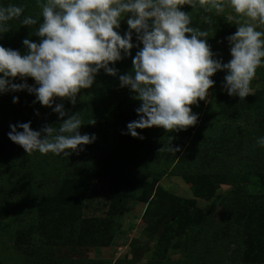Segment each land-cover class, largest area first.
<instances>
[{"label":"rangeland","instance_id":"374dc122","mask_svg":"<svg viewBox=\"0 0 264 264\" xmlns=\"http://www.w3.org/2000/svg\"><path fill=\"white\" fill-rule=\"evenodd\" d=\"M181 10L191 16L190 26L209 31L211 50L227 63L226 38L243 23L240 17L227 6L219 15L199 6ZM22 18L8 22L11 41L3 47L23 55L22 41H32L34 25L23 26ZM257 30L264 31V25ZM116 31L121 36L129 31L126 18ZM133 44L139 47L114 65L118 76L132 72V57L143 47L135 33ZM225 75L216 73L207 100L194 105L200 112L195 130L172 133L154 127L142 132L151 130L153 138L144 135L139 144L128 135L126 145L134 156L130 149L111 144L101 131L94 143L82 146L84 151L68 157L29 155L21 147L0 193V264H264V148L259 168L249 167L257 155L256 139L264 136V66L256 70L251 93L242 101L222 89ZM118 76L101 70L77 102L90 99L96 87L111 82L120 86ZM26 83L36 86L31 78ZM18 93L25 104L34 96ZM6 95L0 94V103ZM116 101L120 97L109 105ZM77 102L56 98L53 107H76ZM26 107L33 112L34 131L45 119H57L52 108L39 103ZM79 131L95 135L83 125ZM231 134L242 144V157L231 159ZM157 139L164 143L158 149ZM153 142L155 152L147 148ZM221 145L227 152L219 150ZM171 146L181 151L173 153ZM23 163L26 172L20 173ZM238 187L246 190L240 193ZM44 258L47 262H39Z\"/></svg>","mask_w":264,"mask_h":264},{"label":"clouds","instance_id":"9594fccd","mask_svg":"<svg viewBox=\"0 0 264 264\" xmlns=\"http://www.w3.org/2000/svg\"><path fill=\"white\" fill-rule=\"evenodd\" d=\"M184 5L217 15L227 6L243 21L226 38L231 55L227 63L211 50L209 31L190 26L191 16L181 10ZM23 11L12 4L0 6V32ZM41 16L33 32L40 41L24 39L25 54L0 46V94L26 91L63 121L58 128L46 125L39 131L30 123L10 125L8 138L29 155L68 157L96 141L94 134L81 135L80 114L68 115L63 104L53 107L54 100L67 99L75 105L78 94L93 86L101 70L117 77L114 65L139 47L133 44V33L143 47L132 57V72L118 76L120 87L140 102L138 119L122 133L133 138L143 139L138 129L179 132L195 126L199 117L191 106L207 100L218 72L226 73L221 87L227 95L244 100L256 70L264 66V31L257 30L264 25V0H45ZM125 18L129 31L121 36L116 29ZM20 22L25 27L38 23L31 16ZM17 78L25 82L13 83ZM27 78L36 86H29ZM18 102L14 96L13 103ZM256 145L264 148V136L256 139ZM169 151L181 148L171 146Z\"/></svg>","mask_w":264,"mask_h":264},{"label":"trees","instance_id":"16d2710c","mask_svg":"<svg viewBox=\"0 0 264 264\" xmlns=\"http://www.w3.org/2000/svg\"><path fill=\"white\" fill-rule=\"evenodd\" d=\"M45 3V0H0V6H8L9 4H15L16 6L23 8V16H31L34 19H37L38 23L37 25H34V29L31 32L32 35V42L38 43L40 41V37H37L33 34L36 28H38L39 22H42V6ZM21 17V18H22ZM18 19H16L17 21ZM9 32V33H8ZM11 41V35L9 31L8 24L6 25V28L4 31L0 32V46H4L7 44V42ZM27 51V49H26ZM26 53V52H25ZM128 89H121L120 86H118L117 82H111L108 83V85H104L103 88L96 87V89L93 90L91 98L88 100H80L77 102L76 107L71 106L70 104H65L64 110L68 115L72 114H80L83 126L88 129L89 132H94L96 137H100V131L102 132L103 136H109L111 139V144H113L115 147H120L124 150H129V145H126L128 142L126 141L127 134H122L127 132V124L131 121L137 120L138 116L136 113V109L140 106V102L133 99L134 93L131 92L129 94ZM17 97L19 101V93L18 92H8L6 97L3 99V101L0 103V193L3 191V187L6 184L7 176L6 174L11 170V168L15 165L16 158L21 155L20 149L21 146L13 143L8 138V133L11 131L10 125H17L19 123H30L31 124V117L32 113L26 105L29 106H36L38 105V102H35L36 98L35 96L31 97V100L29 99L27 102L28 104H25L24 102L21 103H13V97ZM120 97V101L114 102V104L109 105V103L113 100ZM192 111L195 114H198V117L200 115V112H198L197 108L193 105ZM55 114V113H53ZM67 118V116L65 117ZM56 121V122H55ZM198 122V121H197ZM63 123L62 120L59 119L57 115V119H52V117L45 119L42 121V123L39 124L35 128V131L41 130L44 126L50 125L55 128H58L60 124ZM82 128V127H81ZM196 125L189 127L186 131H173L172 133H182L185 132L186 134L191 133L193 130H195ZM138 133L141 136H146L147 139H152L153 137H149L151 134V130H149L147 133L145 132L142 135V132L144 130H137ZM136 143H141L142 139L134 138ZM126 142H125V141ZM158 140L157 148L163 146V141ZM105 141V139L103 140ZM155 141V140H154ZM195 141H193L194 143ZM192 143V145H194ZM154 145V142L150 145H147V148L155 152V147L152 148ZM192 145L190 147H192ZM228 146V145H226ZM241 142H239L238 137L236 134H231V145L228 147H231V150H228V147L219 146V150L222 152H228L231 151V159L235 157L236 155H240L242 157L243 152H239L241 149ZM253 151L257 153L255 156V160H252V164L249 163V167H255L259 168V157L261 154V147L254 145ZM131 153V149H130ZM134 156V151L131 153ZM245 154V153H244ZM140 154L137 153L135 157H139ZM239 156V158H240ZM244 156V155H243ZM238 158V159H239ZM246 159L247 157L244 156ZM261 164L264 167V152ZM243 165V164H242ZM241 165V167H242ZM26 166L25 163L19 166L18 172L25 173L26 172ZM233 169L237 168V165L232 167ZM95 170V173L98 171V169L92 168ZM104 173L109 176V171H107V168L103 169ZM118 172H114L112 174H116ZM111 175V173H110ZM112 176V175H111ZM17 185V184H15ZM2 186V187H1ZM240 193H244L246 190L245 187H238L237 189ZM236 190V191H237ZM231 196V193H230ZM232 227V225L230 224ZM229 226V227H230ZM229 229V228H228ZM227 236V231L224 233ZM68 241V240H67ZM65 241V242H67ZM39 262H47V259H42Z\"/></svg>","mask_w":264,"mask_h":264}]
</instances>
